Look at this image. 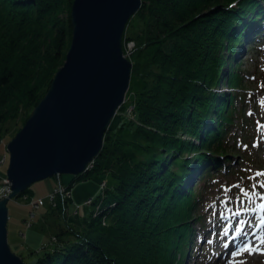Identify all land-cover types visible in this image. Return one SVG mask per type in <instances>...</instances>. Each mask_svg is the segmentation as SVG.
<instances>
[{
	"label": "trees",
	"instance_id": "trees-1",
	"mask_svg": "<svg viewBox=\"0 0 264 264\" xmlns=\"http://www.w3.org/2000/svg\"><path fill=\"white\" fill-rule=\"evenodd\" d=\"M6 1L9 10L19 12L20 16L14 18L16 33L5 37L7 41L0 46V136L2 122L16 118L20 109L27 107L18 128L23 124L65 58L71 36L69 14L53 18L44 32L42 28L49 22L35 29L28 26L60 10L62 3L70 6L71 0H0V11ZM140 1L123 32V37L132 39L135 47L128 54L132 61L126 90L129 95L120 105L134 98L135 108L130 110L138 114V121L122 115L118 131L124 127V136L130 133L131 137L117 136L112 142L103 137L101 152L91 160V166L66 183L69 187L71 182L88 177L92 170L111 168V181L105 189L86 195L92 196L88 204L94 203L89 212L96 211L92 218L90 213L85 216L90 218L87 223L91 227L87 225L83 229L85 234L71 227L67 229L69 236L57 235L60 240L51 247L39 243L40 254L26 261L28 264H133V259L128 260L130 263L122 260L130 257L120 252V243L132 237L137 226L139 251L148 253L150 258L157 256L160 264H181L182 245L191 220L200 216L201 194L213 173H221L228 184L246 172L242 165L235 164L245 160L250 134L245 130L247 117L242 105L236 108L234 103L235 98L241 101L251 93L252 87L247 85L242 72L234 68L223 73V80L232 86L230 91L218 93L214 87L220 81L222 55L241 35L236 23L242 21L258 0H191L192 4L190 0ZM259 8L260 15L263 7ZM247 16L251 18L252 13ZM247 24L255 25L244 23ZM133 26L138 30L134 34L130 32ZM141 57L145 60L143 65L138 61ZM118 111L119 108L115 114ZM106 130L104 136L108 134ZM183 133L196 134L198 141L182 137ZM13 134L7 133V139L3 135L4 142ZM228 137L232 139L230 143ZM126 142L132 150L125 146ZM138 148L144 152L142 158L137 156ZM188 150H192L189 158ZM192 158L200 171L184 188L180 182L185 171L190 170L188 164ZM115 160L123 165H116ZM48 192L45 197L40 196L43 199L40 204H45L47 199L54 208ZM23 194L27 198L33 196L30 185L13 197L20 199ZM104 215L112 216L114 222L102 223ZM18 234L25 238L27 233L25 237ZM30 237L38 242L36 235ZM63 240L67 241L65 245L58 244ZM33 247L29 249H36ZM177 254L181 255L177 257Z\"/></svg>",
	"mask_w": 264,
	"mask_h": 264
},
{
	"label": "water",
	"instance_id": "water-1",
	"mask_svg": "<svg viewBox=\"0 0 264 264\" xmlns=\"http://www.w3.org/2000/svg\"><path fill=\"white\" fill-rule=\"evenodd\" d=\"M140 0H71V38L61 65L6 142L10 191L0 197V264H28L7 238L8 199L34 181L83 172L129 85L122 34Z\"/></svg>",
	"mask_w": 264,
	"mask_h": 264
},
{
	"label": "rangeland",
	"instance_id": "rangeland-1",
	"mask_svg": "<svg viewBox=\"0 0 264 264\" xmlns=\"http://www.w3.org/2000/svg\"><path fill=\"white\" fill-rule=\"evenodd\" d=\"M190 2L192 4L191 0H190ZM8 3L9 2L6 1L5 8L0 11V46L2 45V43H4L3 41L6 40L5 37L9 38L11 33L12 34L16 33V32H14V31H16V29H15L16 24L14 23V21H15L14 18L18 19L20 16L19 12L13 13V12H15L14 10H9V6H7ZM70 6H71V4H70ZM70 6H68V5L66 6L65 4L63 5V3H62L60 10H55L50 15L46 16L41 22L34 23V24H32L30 22L28 24L29 28L35 29L37 26H40L46 22H49V24H47L46 26H44L42 28L43 32H44L45 30H47L49 28L53 18H55V17L56 18L57 17L62 18V17H65L67 14H69L70 13ZM256 6H257V4L255 5V7ZM255 7L245 14L250 15L255 10ZM131 15H133V14H131ZM246 15H243V18H246V17L247 18L241 24H240V22H237L236 24L237 25L240 24V26L244 25V23L249 18V16H246ZM126 23H127V21H126ZM126 23H125V26H126ZM136 27L133 26L131 28L130 32L133 34L135 32H138ZM191 31L192 30H187V32H191ZM2 32H5V33L2 34ZM123 32H124V30H123ZM2 36H4V37L2 38ZM68 36H69V33H68ZM70 38H71V36H70ZM44 40L45 39L42 37V39H41L42 46H45ZM237 40H239V37H237ZM128 41L133 42V43L131 42V47L128 46V44H127ZM241 42H242V37L240 38V40L236 44H233V45L230 44V48L228 51H231L233 49V52H234L236 50V47L238 45H240ZM250 43H252V44H250ZM68 44H69V41H68ZM248 45H249V47H248L246 53H244L243 59L241 61H236V63L234 65H232L231 58L229 60L227 59L228 53H225V56L222 55V59L224 60L222 68H224V74H227L225 72L226 71L225 68H227V63H228L229 67L231 69L232 68L241 69L245 72V74L248 77H249V75H253L254 73H256L255 74L256 78L254 80L255 82H253L252 85L254 87H256V89H260V88L263 89V91L258 93V95L260 97H262V92L264 94V42H261V43H259V45H256L254 41H252V42L248 41ZM134 47H135L134 41L130 38H124L123 34H122V49H123L124 54L127 57H128V54H130L131 51L134 49ZM6 48H7V46H4L5 51H6ZM38 49H40V48L38 47ZM12 53H13V51H12ZM12 53L10 52L9 54L12 55ZM226 59H227V63H226ZM138 61L140 62L141 65H143V63L145 64L144 58H142ZM131 65H132V61H131ZM129 81H130V77H129ZM221 86H224V80L223 79H222V85L220 84L219 87H221ZM127 89H129V88L127 87ZM216 91L221 92L222 90L219 88V89H216ZM127 94L128 93L125 91L124 99L126 98ZM134 102H135V99L130 98V101L124 103V106L122 105V106L118 107L119 108L118 113L114 114V116L111 118V120L108 124V127L106 128L107 130H109L107 132L108 134H106V136H104V134H103V137H106V140L108 139V142L114 141V138L117 136L118 137H121V136L129 137L130 136V133H129V136L128 135L124 136V133H125L124 127L119 128V131H118V127H119L118 122H119L120 117L122 115H125L128 118H131L133 121L135 120V122L138 121V117H137L138 114L135 112L132 113L130 110L132 108L133 109L135 108ZM242 103H245V100ZM247 103L248 102L245 103L244 109H243L244 116L247 115L246 111L249 108L247 106ZM238 104H239V102L235 101L236 107L238 106ZM245 107H246V110H245ZM27 110H28L27 107H22L20 109L19 113L17 114L16 118H14L12 120H8L6 122H2L1 133H3V134L0 136V139H2V141H0V153L4 149V151L7 153V156H8V152H7V148H6V142H4L5 139H4L3 135H5V138L7 139L9 137V135H7V133L13 134L17 131L18 124H19L20 120L23 117H25ZM28 115H29V113H28ZM233 117H234V115H233ZM247 122L248 121H246V123ZM250 122H252V120ZM236 133H239V131L237 130ZM186 136L192 140L196 138V134H190V133L184 134L183 133L182 137H186ZM231 140L232 139H230V137H229L228 142H230ZM127 142H130V138ZM127 142L125 143V146L129 147L128 148L129 150H132L131 146H127ZM102 144H103V141H102ZM137 147H138V144H137ZM138 149L139 150L136 151L137 156H138V158L139 157L142 158L144 156V152H142V150L140 148H138ZM100 152H98V154ZM187 153H188L187 157L189 158V156L192 155V150H188ZM250 154H254V155H252V158L250 157L248 159L249 162L246 166L247 170H256V168H258L259 166H260V168H264V151H261V152L259 151L256 153V149H254L252 147L250 150ZM97 155H95L91 160H93ZM253 157H255L256 159L257 158L262 159L263 164L258 165V163H255V161L253 160ZM114 163L116 165H121V166L123 165L122 163L116 162V160ZM193 163H194V159L192 158L190 163L188 164V167H190ZM238 164L239 163H237V165ZM6 166H7V163H6ZM6 166H2L0 168V175L5 173ZM86 167H88V164L86 165ZM104 168L105 169H103V170H92V172L90 171L91 173H89L88 177H86L85 179L76 180V181L71 182L69 187L65 186V185H66V183H68V181L73 176L70 173H61L59 175H52L51 177H46V178L34 181L30 185V188L33 192L32 195L35 198H38L40 196L45 197L44 194L47 191H49V192L54 191V187L58 183H60L62 185H64V183H65L64 186L67 187V190L72 195L66 201L63 200V198L60 194L56 195V198H55L56 201L54 199V204H52V205L56 206L54 208H52V207H50V205H48L49 202L46 199L45 204H40L38 207L35 208V215L30 220L29 225L27 227H25V224L22 225L21 222L24 223L28 219L27 213H28V209L30 208L28 202H26L24 199H15L16 196L10 197L7 201L8 202V215H9L8 220H7V238H8V242H9L11 250H13L14 252H16L18 254H21L20 256L22 257L23 261H28L31 259L33 260L35 258V255L37 256L38 254H40L37 252V249L41 247V246L39 247V243L43 244L45 242V243H47V245H49V247H51L54 245V242H58L60 240V239H58L57 235L62 236V237H66V235L69 236L70 233L67 234V232H68L67 229H70L71 227L78 229L80 233L85 234L84 233L85 230H83V229H85L87 225H89L88 227H91L90 224L87 223V220L92 218L96 212V211H94L93 213L89 212L93 208L94 203H92V204L84 203L88 199V196H86V195H88V194L93 195L99 191H103L105 189L106 183L108 181H111V178L109 176V173H110L109 169H111V168L110 167H104ZM257 173H264V171H262V169L255 171V174H253V178L251 180L249 178V175L247 174L248 179H247V183L244 186V190L249 195H251L253 198H259V200H262L261 196H264V192H258L256 187L253 188V184H252V183H255L256 185H259L261 187L262 183L260 181H258L259 178H261L264 181V175L257 176ZM213 175L216 177L215 178L216 180L219 179V176H220V180L222 178L221 173H213ZM190 176H191L190 170L185 171V174L182 177V181L180 182V185L181 186L184 185V179H186V185H187V179ZM237 178H240V177H237ZM209 185H210V182L208 183L207 186H209ZM211 187H218V189H221V192L218 193V191H217V194H212V195L207 194L206 196H204V198H206V199L203 202V206L201 207L202 203L200 205L201 215L206 214V209L208 206L214 207L215 199L218 200L220 203H223L228 197L226 194V191L224 190V189H226V187H224L222 185H220V187H219L217 185V182H214V184ZM242 188H243V186H241V189ZM197 189H198V187L196 185V191H197ZM0 190H1V192L4 191L3 184H1V183H0ZM8 192L7 191L5 193L2 192L4 194H2L0 197L7 195ZM239 193L240 192H238V194H236V195H239ZM253 193H255V194L253 195ZM90 197H92V196L90 195ZM16 200H17V202H16ZM99 200H100V197L98 198V203H96L97 206H99ZM96 205H95V207L97 208ZM46 208H48V210L45 213L44 211H46ZM210 210H211V207H209V214L211 213ZM41 212L43 215L41 214ZM89 213L91 214V216H89L90 218H85V216H87ZM23 217H25V218L22 219ZM101 222L106 223V224H111L112 222H114V220H113L112 216L104 215L101 218ZM17 232L18 233L19 232H25L24 234H22L23 237H25V234L27 233L26 237L21 238ZM31 235H33V236L36 235L38 242H34L35 241V240L33 241L34 237H32V239H31V237H30ZM67 239H72V237H69ZM188 240H189V237L186 241V245L185 244L182 245V246H185L186 250L188 249L187 248ZM140 241L141 240H139V237H138V226H137V228H135V230L132 232V237H129L127 240H122V242L120 243V250H121L120 252H123V255H127L128 257H130V258L122 259V260L124 262L130 263L131 261H128V260L133 259V261L131 262L133 264H142L144 261L145 262L147 261L146 264H160L159 262H161V261H160V259L157 258V256L155 258H153V257L150 258V255H148V253H145L143 250L139 251L140 248H138V242H140ZM62 242H63V244H62ZM66 242H67L66 240L65 241L63 240V241H60L58 244H60L62 246V245H65ZM31 245L32 246L35 245V247H33V248H36V249H29V248H31ZM29 250H31L32 252L31 251L29 252ZM194 258L195 257L193 256V259ZM181 259H182L181 264H193L192 259H190V258L187 259L184 254H183ZM194 264H211V262H209L207 258H204V260H201V258L197 257V261ZM223 264H225V262ZM232 264H264V256L253 254L252 256H249L248 258H245L242 261H239L237 263L235 262Z\"/></svg>",
	"mask_w": 264,
	"mask_h": 264
},
{
	"label": "built area",
	"instance_id": "built-area-1",
	"mask_svg": "<svg viewBox=\"0 0 264 264\" xmlns=\"http://www.w3.org/2000/svg\"><path fill=\"white\" fill-rule=\"evenodd\" d=\"M132 42V41H131ZM131 42L128 41V46L131 47ZM133 43V42H132ZM0 141H2V139H0ZM8 159L7 153L3 150L0 153V166L6 162ZM90 163V162H89ZM89 163H87L88 165H90ZM88 168V167H87ZM0 183L3 184V189L4 191L2 192H8L10 190L9 187V181L5 175V173L0 175ZM66 186V185H65ZM64 185L58 183L55 187H54V191H50L48 192V198L50 202H54V199L56 198V195L60 194L62 196V198H68L70 197L72 194L69 193V191L67 190V187H65ZM0 190V196L4 193H2ZM68 192V193H67ZM18 199V198H16ZM20 199H24L26 202H28L30 208L28 209V219L25 222V227H27L29 225L30 220L34 217L35 215V208L39 206V204L41 202H43V199L41 197L35 198L33 196H30L29 198H27V196L25 194H23ZM92 201V197H88V199L86 200V202L84 203H89ZM21 234H24L25 232H19Z\"/></svg>",
	"mask_w": 264,
	"mask_h": 264
},
{
	"label": "snow or ice",
	"instance_id": "snow-or-ice-1",
	"mask_svg": "<svg viewBox=\"0 0 264 264\" xmlns=\"http://www.w3.org/2000/svg\"><path fill=\"white\" fill-rule=\"evenodd\" d=\"M259 175H264V173H257V176H259ZM255 187H256V186L253 185V188H255ZM261 187H264V185H261ZM241 193H243V194H245V195H248V193H247L244 189H241ZM254 194H255V193H253V195H254ZM261 199L264 200V196H261ZM242 203H243V202H242ZM261 207H264V204H262ZM236 215H238V213H237ZM261 223H264V221H261ZM241 232H242L241 228L239 227V225H237V226H236V233L239 234V233H241ZM247 235H248V234H245V242H244V244H243L240 248H237L236 251H234V252L231 253V255H232L233 257H235V256H237L238 254H240V252H241L242 250H247V249L258 250V251H262V253H264V250H261V249L259 248V244L253 245L251 241H248V240H247ZM260 243H261V244H264V240H261ZM226 247H227V245H226ZM249 254H252V251H249ZM229 264H232V261H229Z\"/></svg>",
	"mask_w": 264,
	"mask_h": 264
},
{
	"label": "bare ground",
	"instance_id": "bare-ground-1",
	"mask_svg": "<svg viewBox=\"0 0 264 264\" xmlns=\"http://www.w3.org/2000/svg\"><path fill=\"white\" fill-rule=\"evenodd\" d=\"M220 84L222 85V83H220ZM222 87H223V86L220 87L221 90H222ZM215 90H216V89H215ZM221 92H222V91H221ZM218 93H220V92H218ZM116 111H117V110H116ZM262 227H263V226H260L259 228L261 229ZM262 256H264V253H263ZM225 264H226V263H225ZM227 264H228V263H227Z\"/></svg>",
	"mask_w": 264,
	"mask_h": 264
}]
</instances>
